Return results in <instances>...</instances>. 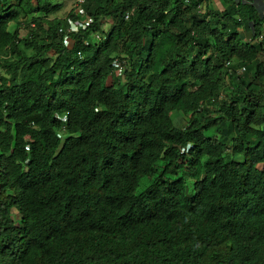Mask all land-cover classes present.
<instances>
[{"label": "trees", "instance_id": "16d2710c", "mask_svg": "<svg viewBox=\"0 0 264 264\" xmlns=\"http://www.w3.org/2000/svg\"><path fill=\"white\" fill-rule=\"evenodd\" d=\"M211 1L88 0L67 46L60 4L0 0V264H264V23Z\"/></svg>", "mask_w": 264, "mask_h": 264}, {"label": "clouds", "instance_id": "9594fccd", "mask_svg": "<svg viewBox=\"0 0 264 264\" xmlns=\"http://www.w3.org/2000/svg\"><path fill=\"white\" fill-rule=\"evenodd\" d=\"M120 1V0H119ZM222 4V9H224L226 7V2L224 3L223 0H219ZM233 2H235V6H237L239 4V2H242L243 1L246 3L245 0H231ZM71 6L70 8L66 11V13L63 15V16H58L57 13L62 9V2L61 3H52V4H60L61 7L59 8V10L55 13V15L59 18H61L64 22H65V27L63 28H60V31L62 30V33H63V36H62V42L67 45V46H71L72 42H71V36L77 34L80 30H83L85 29L86 27L90 26L93 22V17L88 15V9L86 8V4L88 2V0H69ZM211 8L214 9L213 7V0L211 1ZM255 8H257V12H258V15L260 17V19L263 21L264 23V7L261 9L259 6H254ZM220 9V10H222ZM129 15H130V12H126L123 16V19L125 21H127L129 19ZM112 23H113V20L112 18L110 17H106L104 20H103V25H104V29H108L109 27L112 26ZM31 26H34V23H31L30 24ZM16 27V25H15ZM10 30V29H9ZM10 31H13V30H10ZM237 32L241 35V32H243L244 34V41L246 42H249V41H256V42H259L260 44H262V42L264 41V27H261V30L259 32L258 35H255L254 33V30H253V26L252 24L250 23L248 25V27H238L237 28ZM95 37V42H99L100 40H102L101 38L105 39V34L104 33H98L96 32V34L94 35ZM87 40H84V44H87ZM79 56H81V52H78L77 53ZM264 55V44H262V51L260 53V56ZM236 61V63H238L237 60H235V58L232 59V62L230 60L226 61L225 62V67H226V70L229 74H232L233 72V69H232V64ZM125 60L124 59H119V58H115L112 62V66H113V72L116 76H120L122 75L123 73V67H124V64H125ZM245 71V66L244 65H239L238 68H235V73H237L238 75L242 74L243 72ZM229 90L230 89H227V91L224 93V92H221L219 95H218V98L216 99L215 102H218L220 101L222 98H226L227 99L229 98ZM224 96V97H223ZM211 101H213V99H211ZM214 102V103H215ZM211 104V103H208V105ZM210 109H212V106L210 107ZM174 112V111H173ZM173 112H171L169 114L170 116V119L172 121V124L173 126H176L178 127L177 129H181V130H184L186 129L187 127L190 126V124H186V121L189 120L191 114H193V118L197 117L199 115V113L201 112H205L204 110L200 109L197 107V112H193L191 111L190 114L186 117V121L183 119L181 120L178 116V113L175 114V117H174V120L172 119V114ZM210 113H208V116H209ZM62 120H66V117L65 115H62L60 117ZM204 134L207 136V135H212V136H215L216 138L219 137L218 135V132L216 131L215 129V126L214 125H209L208 129L204 130ZM215 138V139H216ZM233 141L231 142H227L225 145H229V144H232ZM177 147H178V150H179V153L180 154H186L188 153L190 150H193L195 148V143L193 141H187L186 143L184 144H180L179 142H175ZM224 145V146H225ZM167 151V149L165 150ZM162 155H166V153L162 154ZM169 158H171L172 162H173V166H177L178 170H183L184 172H187V166L188 164L185 163L184 159H182L179 155H174L172 157L170 156H167ZM210 160V157L209 158H205V160L203 162H199L197 164H201L202 165V168L204 169V171L206 170L207 168V163L209 162ZM224 164H226V162H223ZM172 166V167H173ZM264 166V162H258L255 167L258 168V169H261L262 167ZM170 167V168H172ZM157 176V175H156ZM144 179V178H143ZM141 179L138 183V185L136 186V190L138 189V187L140 186L141 184V181L143 180ZM147 182L149 181V178L148 180H146ZM145 181V182H146ZM15 217H19L18 214L15 213Z\"/></svg>", "mask_w": 264, "mask_h": 264}, {"label": "rangeland", "instance_id": "374dc122", "mask_svg": "<svg viewBox=\"0 0 264 264\" xmlns=\"http://www.w3.org/2000/svg\"><path fill=\"white\" fill-rule=\"evenodd\" d=\"M49 1L50 3H61L62 2V9L57 13L58 16H63L66 11L70 8L71 4L69 2V0H47ZM8 29L10 30H14L15 29V23L13 22H10L9 25H8ZM21 34L23 33V30L20 31ZM178 112L177 111H174L173 114H172V119L174 120V117H175V114H177ZM148 180V178H144L140 184V186L138 187L137 191L143 189L145 187L144 185V182ZM15 215V214H14Z\"/></svg>", "mask_w": 264, "mask_h": 264}, {"label": "crops", "instance_id": "0c3cea01", "mask_svg": "<svg viewBox=\"0 0 264 264\" xmlns=\"http://www.w3.org/2000/svg\"><path fill=\"white\" fill-rule=\"evenodd\" d=\"M246 4L259 6L261 9L264 7V0H245ZM243 3H245L243 1ZM213 7L214 9L220 10L222 9V4L219 0H213Z\"/></svg>", "mask_w": 264, "mask_h": 264}, {"label": "built area", "instance_id": "2783aa9c", "mask_svg": "<svg viewBox=\"0 0 264 264\" xmlns=\"http://www.w3.org/2000/svg\"><path fill=\"white\" fill-rule=\"evenodd\" d=\"M264 14V13H263ZM264 16V15H263Z\"/></svg>", "mask_w": 264, "mask_h": 264}]
</instances>
